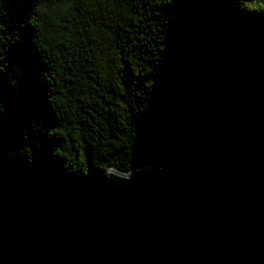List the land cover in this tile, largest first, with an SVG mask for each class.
<instances>
[{
    "label": "trees",
    "instance_id": "trees-1",
    "mask_svg": "<svg viewBox=\"0 0 264 264\" xmlns=\"http://www.w3.org/2000/svg\"><path fill=\"white\" fill-rule=\"evenodd\" d=\"M0 108L30 174L176 169L264 264V0H0Z\"/></svg>",
    "mask_w": 264,
    "mask_h": 264
},
{
    "label": "water",
    "instance_id": "water-1",
    "mask_svg": "<svg viewBox=\"0 0 264 264\" xmlns=\"http://www.w3.org/2000/svg\"><path fill=\"white\" fill-rule=\"evenodd\" d=\"M0 112V264H215L182 172L33 175Z\"/></svg>",
    "mask_w": 264,
    "mask_h": 264
},
{
    "label": "rangeland",
    "instance_id": "rangeland-1",
    "mask_svg": "<svg viewBox=\"0 0 264 264\" xmlns=\"http://www.w3.org/2000/svg\"><path fill=\"white\" fill-rule=\"evenodd\" d=\"M0 114H1V112H0Z\"/></svg>",
    "mask_w": 264,
    "mask_h": 264
},
{
    "label": "bare ground",
    "instance_id": "bare-ground-1",
    "mask_svg": "<svg viewBox=\"0 0 264 264\" xmlns=\"http://www.w3.org/2000/svg\"><path fill=\"white\" fill-rule=\"evenodd\" d=\"M114 172V171H113Z\"/></svg>",
    "mask_w": 264,
    "mask_h": 264
}]
</instances>
